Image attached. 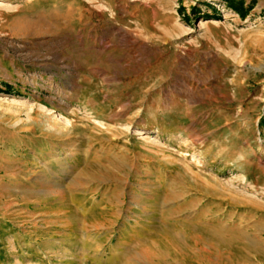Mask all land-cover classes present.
Returning <instances> with one entry per match:
<instances>
[{
  "label": "rangeland",
  "instance_id": "obj_1",
  "mask_svg": "<svg viewBox=\"0 0 264 264\" xmlns=\"http://www.w3.org/2000/svg\"><path fill=\"white\" fill-rule=\"evenodd\" d=\"M0 264H264V0H0Z\"/></svg>",
  "mask_w": 264,
  "mask_h": 264
}]
</instances>
